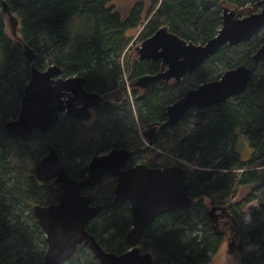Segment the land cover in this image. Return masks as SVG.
<instances>
[{"label":"trees","instance_id":"1","mask_svg":"<svg viewBox=\"0 0 264 264\" xmlns=\"http://www.w3.org/2000/svg\"><path fill=\"white\" fill-rule=\"evenodd\" d=\"M2 1L17 21L15 29L1 11ZM112 1L0 0V264L43 261L47 245L32 208L55 204L61 194L53 181L42 182L34 173L48 146L56 149L68 175L76 180L86 176L90 157L111 148L130 150L132 163L141 160L158 168L179 164L185 169L192 206L158 216L142 235L139 247L152 255V264H208L230 239L231 223L238 225L231 236L239 242L235 247L239 264H263L264 212L254 210L258 206L251 209L250 222L245 224L237 209L256 201L255 192L264 188V58L253 60L264 44V29L247 42L224 46L179 82L159 81L131 94L123 84L124 74L132 83L160 70V61L138 60L132 45L161 27L186 41L204 44L221 27L222 7L243 16L257 12L261 0H149L143 21L142 3H135L122 18L109 5ZM139 27L131 44L128 31ZM24 45L33 50L37 69L56 65L63 77L81 75L86 89L108 93L113 103L99 106L93 123L61 116L46 136L34 130L26 139L10 138L5 125L16 118L30 77ZM242 65L251 72L243 93L201 111L192 109L176 125L160 130L151 147L143 143L142 138L148 141L149 126L164 122L166 108L188 90ZM239 136L247 139L251 151L246 161L235 149ZM113 186L105 176L96 187L86 189L92 202L102 206L87 231L104 250L120 254L129 249L125 234L131 214L127 202L113 201ZM243 187L251 190L238 203H231ZM212 207L229 212L221 229L209 214ZM247 246L256 249L247 252ZM64 264L97 261L80 245Z\"/></svg>","mask_w":264,"mask_h":264},{"label":"water","instance_id":"2","mask_svg":"<svg viewBox=\"0 0 264 264\" xmlns=\"http://www.w3.org/2000/svg\"><path fill=\"white\" fill-rule=\"evenodd\" d=\"M1 11L15 29L17 21L5 1L1 2ZM221 17L222 23L217 34L204 44L186 41L167 27H161L143 40L134 48L136 58L160 61L161 67L154 74L138 77L135 84L147 88L158 81L179 82L198 70L224 46H235L251 40L264 29V0L260 1L258 12L240 16L234 9L222 7ZM23 52L31 65L30 77L23 88L16 118L5 125L10 138L26 139L34 130L46 136L62 113L81 117L85 109L99 103L97 94L82 89L81 77L62 78L61 70L56 65L39 70L33 64V50L24 45ZM263 58L264 44L256 50L253 60L257 63ZM250 73L247 67L238 66L225 71L218 80L188 90L181 100L166 108L167 120L161 128L176 125L192 109L201 111L207 106L240 95L247 88ZM63 96L67 99L64 100ZM76 98L84 101L82 107H73ZM130 155L131 151L123 148L96 155L88 163V175L76 180L68 175L56 149L47 147V153L36 163L34 173L42 182L53 180L54 184L60 186L61 194L55 204L36 205L32 208L47 245L41 264H64L80 245L93 254L97 264H152V255L139 247L144 231L155 218L164 213L189 209L193 200L189 195L186 171L181 165L158 168L138 163L122 169ZM106 172L115 177L113 201L127 202L131 214V227L125 234L129 249L120 254L104 250L87 231L88 223L99 215L102 206L93 203L92 198L83 190L97 186ZM218 208L212 207L209 214Z\"/></svg>","mask_w":264,"mask_h":264},{"label":"rangeland","instance_id":"3","mask_svg":"<svg viewBox=\"0 0 264 264\" xmlns=\"http://www.w3.org/2000/svg\"><path fill=\"white\" fill-rule=\"evenodd\" d=\"M137 2L142 3V6H143V10H144L143 15H142V21H143L145 18V13L149 7V0H114L109 5H111V6L113 5L114 10L118 11L122 18H125L129 12L130 8ZM140 30L141 29L139 27V28L128 31V35H130L131 36L130 38L132 39L131 44H133V41H134L136 35H138ZM132 46L134 47L135 45H132ZM132 60H133V58H131L130 61H132ZM124 72H126V70ZM125 77H127V74H125ZM125 77L123 76V78H125ZM124 81H125V79H123V82ZM155 131L156 130L154 128L151 129L150 131H148L149 134L151 135L150 136L151 139H149L148 136H147L148 141L144 139L145 143H146V144L145 143L144 144L146 146L151 147L150 144L153 142L152 139H153V134ZM141 136L142 137L144 136L143 133H141ZM235 149L239 153L242 160L246 161L249 158L251 151L248 148L247 139L244 136H239V138L237 140V144L235 145ZM155 150L160 152L157 149H155ZM160 153H162V152H160ZM101 154H105V153H101ZM166 156L173 160V158L171 156H169V155H166ZM250 190H251L250 187H243L242 189H240V191L237 193V195L234 198L231 197L232 198L231 203H233V202L238 203L242 198H244L249 193ZM255 197H256L258 207H257V209H254V210H257L259 212H262V211L264 212V209H263L264 207L261 208V204L264 205V188H261L258 192H255ZM248 204L249 203L244 205L241 209H239V211L237 209V213H238L241 221L243 222V220H244L245 224H248L245 222L246 215L249 214L250 219H251V212L253 211V210H250L251 206H250V204L249 205ZM243 210H245V211H243ZM216 213L218 214L217 220H218L219 226H216V225L215 226L217 229H221L222 228V226H221L222 222L221 221L226 222L228 220L227 214L229 215V212H227V209L225 208L224 210H217ZM262 215H263L262 219L264 220V214H262ZM234 225H236V229H237V227H238L237 224H235V223L230 224L231 228L227 229V233L229 234L228 237H230V239L225 240L222 247L219 249V251L215 255L212 256L211 261L208 264H239L240 255L235 248L237 245H239V242L236 238L233 239V237H232V236H235V232L233 230ZM231 233H232V236H231ZM255 249H256L255 246L254 247H252V246L248 247L247 246L244 248V250L247 252L253 251Z\"/></svg>","mask_w":264,"mask_h":264},{"label":"flooded vegetation","instance_id":"4","mask_svg":"<svg viewBox=\"0 0 264 264\" xmlns=\"http://www.w3.org/2000/svg\"><path fill=\"white\" fill-rule=\"evenodd\" d=\"M138 46V45H137ZM134 47H136V46H134ZM134 53H135V56H137L136 55V51L134 50ZM61 70V69H60ZM60 76L62 77V78H67V77H63L62 76V72H61V74H60ZM74 76H77V77H81L82 79H83V82H82V85H81V87H82V89L85 91V92H87V93H95V94H97L98 96H99V103H97L96 105H93V106H91V107H89L87 110L85 109L84 111H83V113H82V116L80 117V116H69V115H65V113H62L61 115H60V117L62 116V117H66V118H70V119H74V120H76V121H79V122H81V123H83V124H88V123H93L94 121H95V119H96V109L99 107V106H101V105H103V104H109V105H111L112 103H113V97L111 96V95H108V93H98V92H96V91H93V90H88V89H86V86H85V79H84V77L83 76H81V75H74ZM124 77H125V74L123 75ZM68 77H71V76H68ZM125 79V81L123 82V84H124V86H125V88H126V90H127V93L128 94H131L132 93V91H135V92H138V91H141L142 92V90H145V89H147V88H141V87H138L135 83H136V81H137V79H138V77L137 78H135V80H133L132 81V83H129V77L127 76V77H125L124 78ZM159 82V81H158ZM161 82H163L165 85H167V84H172L174 81L172 80V81H169V82H165V81H161ZM152 85V84H151ZM63 98H64V100H66L67 99V97L66 96H63ZM98 100V99H97ZM84 105V101H82V100H80V99H75L74 101H73V107L74 108H80V107H82ZM166 116V115H165ZM60 117H59V119H60ZM166 120H167V118L165 119V121L164 122H161V123H153V124H151L149 127L151 128V129H155L156 131L154 132V134H153V139H152V141L154 142L155 141V137H156V135L159 133V131L160 130H162V129H164V128H161V126L166 122ZM147 129V136L149 137V139H151L150 138V134H149V132L148 131H150L151 129ZM152 142V143H153ZM112 149H114V148H111V149H109L107 152H103V153H108L110 150H112ZM117 149H120V148H117ZM97 155H103V154H101V153H99V154H97ZM131 155H132V152H131ZM130 155V156H131ZM96 156V155H95ZM92 157H94V156H92ZM92 157H90L89 158V161H90V159L92 158ZM89 161L87 162V174H86V176L88 175V163H89ZM138 163H144V162H141V160H138V161H136V162H134V163H132V161L130 160V157H129V159H128V161L126 162V164H125V166L124 167H122V169H127V168H129V167H133V166H135L136 164H138ZM36 165V164H35ZM35 167V166H34ZM165 167H167V166H165ZM164 168V167H163ZM105 176H107V177H110L111 178V180H112V182L114 183V186H113V188H112V191L114 190V187H115V177L114 176H112L110 173H108V172H106L103 176H102V178H101V180L103 179V177H105ZM100 180V181H101ZM51 181H53V180H51ZM60 187V186H59ZM96 187V186H95ZM61 189V188H60ZM87 189V188H86ZM86 189H84L83 190V193H87L86 192ZM88 194V193H87ZM112 197H113V192H112ZM225 208H222V207H220V208H218V209H216L212 214H210L211 215V217H212V219L215 221V222H218V220H217V218H218V214L216 213V211L217 210H224ZM227 216H229L228 214H227ZM222 223H225V221H221Z\"/></svg>","mask_w":264,"mask_h":264},{"label":"built area","instance_id":"5","mask_svg":"<svg viewBox=\"0 0 264 264\" xmlns=\"http://www.w3.org/2000/svg\"><path fill=\"white\" fill-rule=\"evenodd\" d=\"M140 137H142L141 134H140ZM142 141H143V143H145V140H144L143 138H142ZM145 144H146V143H145ZM249 204H250V206H251V209L257 207V202H256V201H252V202H250ZM249 204H248V205H249ZM249 209H250V208H249ZM251 209H250V210H251ZM243 211H245V210H243ZM245 222H246V223H249V222H250V215H249V214L246 215V217H245Z\"/></svg>","mask_w":264,"mask_h":264},{"label":"bare ground","instance_id":"6","mask_svg":"<svg viewBox=\"0 0 264 264\" xmlns=\"http://www.w3.org/2000/svg\"><path fill=\"white\" fill-rule=\"evenodd\" d=\"M258 12V11H257ZM245 215V214H244Z\"/></svg>","mask_w":264,"mask_h":264}]
</instances>
